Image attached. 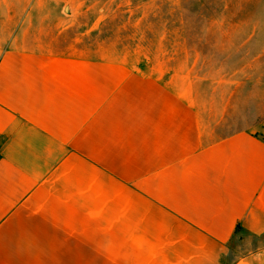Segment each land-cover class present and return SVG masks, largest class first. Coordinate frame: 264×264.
<instances>
[{
  "label": "crops",
  "instance_id": "crops-1",
  "mask_svg": "<svg viewBox=\"0 0 264 264\" xmlns=\"http://www.w3.org/2000/svg\"><path fill=\"white\" fill-rule=\"evenodd\" d=\"M122 1L0 0V264H264L262 8L197 0L227 69L167 82L85 48Z\"/></svg>",
  "mask_w": 264,
  "mask_h": 264
},
{
  "label": "rangeland",
  "instance_id": "rangeland-1",
  "mask_svg": "<svg viewBox=\"0 0 264 264\" xmlns=\"http://www.w3.org/2000/svg\"><path fill=\"white\" fill-rule=\"evenodd\" d=\"M70 3L73 6L69 4V8H74V16L71 18L74 23L91 26L97 30L90 34L89 42L84 45L92 57L116 55L127 57L134 62L150 59L148 61L150 63L141 64L142 67L148 72L162 76L167 82L179 78L183 82L188 81L195 73L204 74L209 71L212 76L220 77L221 72L227 69L226 65L193 63L198 60L196 58L198 50L194 49L198 47L196 43L208 40L210 35H216L211 33L212 28L224 25L229 20L222 15H199L201 12H208L204 9L214 7V2L183 0L180 2V8L183 10L178 11L180 15H175L177 11L172 10V2L163 5L162 2L139 0L138 9L129 12L131 8L129 1H122L121 7L118 5L115 7L121 9L118 15L105 17L97 16L95 11H89L85 7L82 8V2ZM87 3L89 6L97 4L96 8L99 7L98 2ZM216 5L223 8L225 4L218 2ZM253 6L262 8L261 19L264 20V0L254 1L251 4V7ZM58 7L64 8L63 2H59ZM239 19L241 20V17ZM245 19L260 20L259 17ZM183 44L189 48H183Z\"/></svg>",
  "mask_w": 264,
  "mask_h": 264
}]
</instances>
